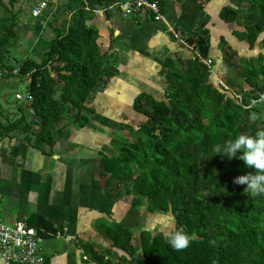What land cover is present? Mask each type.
Returning <instances> with one entry per match:
<instances>
[{
    "label": "trees",
    "instance_id": "obj_1",
    "mask_svg": "<svg viewBox=\"0 0 264 264\" xmlns=\"http://www.w3.org/2000/svg\"><path fill=\"white\" fill-rule=\"evenodd\" d=\"M116 1L69 0L70 17L58 26L60 4L49 0L45 14L51 12L48 26L54 36L44 56L40 60L24 56L16 64L12 46L19 36L22 9H15L16 0H0V73L10 70L2 79L27 78L26 89L32 95L28 103L19 105V117H0V136L22 133L33 147L42 149L56 143L54 131L65 112L77 110V129L88 124L93 112L87 104L90 96L119 72L100 50L99 30L88 19L93 9ZM151 1H157L164 14L166 0ZM178 1L183 10L193 13L210 2ZM219 16L236 24L232 34L250 50L260 49L241 55L221 36L222 59L232 73H217L219 67L209 55L210 29L180 32L174 27L193 47L180 41L190 55L166 58L162 95L139 92L131 104L145 120L131 127L127 136H111L109 153L99 150L100 173L106 177L104 194L111 199L130 196L133 207L172 214L173 227L137 230L104 220L98 229L108 245L79 239L84 253L98 264H264V195L252 197L244 190L246 184L234 182L235 177L255 170L238 157L229 160L213 153V146L225 138L264 130V119L256 116L261 101L252 102L264 93V0H230ZM151 18L155 19L152 10L141 17ZM204 58L212 60L211 67ZM210 69L225 85L216 81ZM28 110L40 118L35 133ZM29 222L46 230L57 228L41 215L30 217ZM177 230L192 237L188 247L177 250L168 242Z\"/></svg>",
    "mask_w": 264,
    "mask_h": 264
},
{
    "label": "crops",
    "instance_id": "obj_2",
    "mask_svg": "<svg viewBox=\"0 0 264 264\" xmlns=\"http://www.w3.org/2000/svg\"><path fill=\"white\" fill-rule=\"evenodd\" d=\"M229 1L210 0L204 10L193 13L183 10V4L178 0H166L161 19L124 16L117 10L91 12L88 24L95 25L99 30L97 42L100 50L119 69L105 85L103 94H94L96 102L103 100L108 106H122L126 104L124 95H128V106L131 107L139 92L158 97L162 95L166 85L162 67L166 58L177 53H182L184 57L190 55L180 44L181 37L176 28L180 32L210 29L209 55L220 68L216 72L232 73L222 59L221 36L228 39L241 55L249 56L252 50L232 34L236 24L225 22L219 16L221 8ZM28 13L32 16L29 10L19 14V18L31 26L29 37L32 40L38 38L32 42V46H36L42 40L40 29L46 21L42 18L43 21L38 19L30 25ZM60 24L56 22V25ZM50 36L51 39L54 33ZM45 49L33 48L38 57L44 56ZM221 65L227 69L226 72ZM216 72L213 71L218 78ZM5 85L7 81L0 77V92ZM260 104L264 115V100ZM99 130L98 124L91 121L77 132H70L67 138L58 140L53 146L45 144L42 149L33 147L22 133L0 136L1 216L14 221L23 216L41 215L56 227H68L65 237H49L43 242L42 250L46 258L42 264H84L79 239L92 240L103 246L110 243L101 237L98 229V224L104 220H116L137 230L152 228L154 220L153 226L160 229L171 223L164 220L162 213H150L147 206L133 207L130 201L124 199L126 196L111 199L104 194L106 177L100 173L99 166V150L104 136ZM0 264H4L1 259Z\"/></svg>",
    "mask_w": 264,
    "mask_h": 264
},
{
    "label": "rangeland",
    "instance_id": "obj_3",
    "mask_svg": "<svg viewBox=\"0 0 264 264\" xmlns=\"http://www.w3.org/2000/svg\"><path fill=\"white\" fill-rule=\"evenodd\" d=\"M4 1L8 2V0H4ZM39 1H42V0H16L15 9H22V11L19 13L21 15L22 12H25V11L28 12L30 9H32L33 6L36 5ZM76 1H78V0H76ZM68 2H69V0H58V3L60 4L59 6H60L61 11L59 10L60 11L59 19L56 20L55 22H57V23L63 22L66 19V17H68V15L70 14L69 9L66 6V3H68ZM243 5L247 6V2H244ZM117 11H119V10H117ZM119 13H121V12L119 11ZM28 19L31 22V23H29L30 25H33L36 21V19L34 17H32L30 14L28 15ZM48 24L43 29V32L40 33V37L42 40H40L36 46L35 45L32 46V42H34V40L37 41L38 38L32 40L29 37L30 32L32 31V30H30L31 26L26 25L21 21L20 25L18 26V29H19L18 35L19 36H18L17 42L15 43V46H12V52H13L14 56L17 57L19 60V61H14L16 64L18 62H20V60L23 59L24 56L25 57L30 56V57H33L37 60H40V57H38V55L36 54V51H34L33 48L40 49V50L43 48H48V43H49V40L51 37L50 34L54 33V30H52V27L48 26ZM41 29H42V26H41ZM41 29H40V31H41ZM38 35H39V33H38ZM48 36H49V38H48ZM220 44H221V42H220ZM258 49H260V47L256 46V48H254V50H252V51H255L254 53H257ZM45 51H46V49H45ZM185 53L190 54L189 51H187ZM247 53H250V52L248 51ZM242 55H243V53H242ZM221 66H222L221 69H223L224 66L223 65H221ZM223 70H224V72H226L227 69L226 70L223 69ZM218 79H220V78L218 77L216 81L220 83V80H218ZM5 80L7 81V85L3 86V88L0 92V109L3 112L2 116L4 118L8 117L11 119H15V118L19 117L22 113V111L19 109V105H25L26 103L29 102L26 99H17L16 93L17 92H24L26 89L25 84L29 80L27 78H25L24 80L20 81L17 77L16 78L5 77ZM12 81H14L16 84ZM104 90H105V86H101L97 89L96 94H99V93L103 94ZM56 95L58 96V93ZM95 95L94 94H93V96L91 95L88 102H87V104L90 107H93V112H90L92 115H91L90 120H89L87 125H89L91 123V121L98 124V126L101 129V131L99 130L100 134H102L101 136H104V137H102V139H104V143L101 146L102 147L101 150L105 149L104 152L109 153L107 150L111 149V144H109L111 136H122V137L127 136L126 134L129 133L130 128L131 127H137V125L141 121L145 120V116L143 114H140L139 112L134 111L132 109V107L128 106L129 98H130V97L128 98V95L126 97L124 95V101L126 103V104H123L124 106L123 105L122 106H119V105L108 106V103H106V101H103V100H102L103 102L102 101L96 102L97 98L94 99ZM102 97L103 96H101V98ZM263 100H261V101H263ZM76 112H77V110H74L71 114L69 112H65V115H63V119L59 123L57 130L54 131V136L56 138V142L58 140L60 141V140L67 138L68 134L70 132L71 133L77 132V130H78L77 126H76L77 123L74 121V119H75L74 115ZM26 113H27L28 119L34 123V127H33L32 132L35 133V131L39 127L38 116L32 114V112L30 110H28ZM2 116L0 113V117H2ZM256 116L264 119V115H262L261 112H260V114L257 113ZM99 138H100V136H99ZM129 197L130 196H128V197L126 196V197H124V199L131 202V199H130L131 197L130 198ZM141 209L143 210L144 207ZM161 215L165 216L164 220L166 222L167 221L171 222V223L168 222V226H167V224L162 226V228H164L165 230H169L171 226L173 227V224H172L173 223V220H172L173 215L172 214H165V213H163ZM162 220H163V218H162ZM107 221L109 222V220H107ZM154 224H155V220L151 224L152 228L154 227L153 226Z\"/></svg>",
    "mask_w": 264,
    "mask_h": 264
},
{
    "label": "built area",
    "instance_id": "obj_4",
    "mask_svg": "<svg viewBox=\"0 0 264 264\" xmlns=\"http://www.w3.org/2000/svg\"><path fill=\"white\" fill-rule=\"evenodd\" d=\"M48 6L49 0H42L31 9L32 17L36 20L45 17L46 22L42 25V29L51 15V12L45 14ZM56 7L57 4H55L53 9ZM109 10H119L124 16H134L136 18H141L145 10H152L155 13V19H161L163 17L158 2L151 0H117L110 5L93 9V12L103 13ZM180 41L185 43L189 48H193L182 38H180ZM203 61L211 67L212 60L210 58H204ZM210 70L213 72L212 69ZM18 71V68H16L13 69L12 72L17 74ZM9 72L10 70L5 69L0 73V77ZM220 83L225 85L222 80H220ZM16 98L29 101L32 99V95L29 90L25 89L24 92H17ZM263 99L264 93L259 99L253 100L252 102L255 103ZM67 233V226H59L51 231L46 230L44 227L31 224L27 216L15 219L14 221H8L0 214V259L4 264H42L46 258L42 250V245L46 238H62L65 237ZM80 249L82 251V258L86 261V264H98L95 260L91 259L86 253H84L82 248Z\"/></svg>",
    "mask_w": 264,
    "mask_h": 264
},
{
    "label": "clouds",
    "instance_id": "obj_5",
    "mask_svg": "<svg viewBox=\"0 0 264 264\" xmlns=\"http://www.w3.org/2000/svg\"><path fill=\"white\" fill-rule=\"evenodd\" d=\"M213 153L229 160L238 157L247 167L253 168L255 171L235 177L234 182L246 184L244 190L252 197L264 195V130H257L254 135L240 133L234 138H225L213 146ZM191 239L183 230H177L168 242L180 250L188 247Z\"/></svg>",
    "mask_w": 264,
    "mask_h": 264
},
{
    "label": "water",
    "instance_id": "obj_6",
    "mask_svg": "<svg viewBox=\"0 0 264 264\" xmlns=\"http://www.w3.org/2000/svg\"><path fill=\"white\" fill-rule=\"evenodd\" d=\"M51 1L55 3L57 0H51Z\"/></svg>",
    "mask_w": 264,
    "mask_h": 264
}]
</instances>
